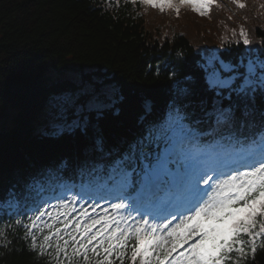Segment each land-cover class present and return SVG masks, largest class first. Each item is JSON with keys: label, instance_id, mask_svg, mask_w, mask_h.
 Returning <instances> with one entry per match:
<instances>
[{"label": "snow or ice", "instance_id": "1", "mask_svg": "<svg viewBox=\"0 0 264 264\" xmlns=\"http://www.w3.org/2000/svg\"><path fill=\"white\" fill-rule=\"evenodd\" d=\"M181 2L205 15L212 0ZM202 67L210 97L194 102L191 87L178 86L167 117L147 135L123 146L96 135L85 149L91 159L74 162L89 175L107 171L100 198L112 199L111 210L96 212L91 192L68 185L24 181L7 193L30 250L49 264H244L248 250L264 247V58L233 64L212 56ZM114 103L103 88L68 92L50 112L52 134L88 137ZM205 125L211 139L201 143ZM6 236L0 229L4 247Z\"/></svg>", "mask_w": 264, "mask_h": 264}, {"label": "trees", "instance_id": "2", "mask_svg": "<svg viewBox=\"0 0 264 264\" xmlns=\"http://www.w3.org/2000/svg\"><path fill=\"white\" fill-rule=\"evenodd\" d=\"M163 4L172 6H165L167 10L156 16L157 21L149 18L146 22L128 9L107 11L98 0H0V111L12 115V126L0 129V141L5 142L0 154L1 172L9 170L13 178L14 173H30L37 168L34 161L44 165L60 151L63 157L74 158V151L66 146L70 134L54 139L34 132L37 119L33 116L44 112L50 94L77 89L75 82L56 79V73L78 67V78H94L95 86L104 81L102 86H115L118 104L94 129L103 131L111 141L127 142L143 132L144 124L161 115L175 82L179 87H191L194 102L211 96L204 90L202 67L210 57L233 64L264 58V23L251 24V16L248 27L239 22L234 28L219 6H210L201 15L181 0ZM170 9L179 22V33H184L158 40L147 28L159 30L166 25ZM166 26L168 34L172 33L171 26ZM241 29L251 41L247 46ZM200 42L210 48L204 60L195 48ZM149 105L151 111L147 113ZM94 129H89V138ZM71 136L77 142L81 139L79 158L92 155L83 148L88 137L79 130ZM17 146L23 153L20 156L14 152ZM19 157L24 167L14 170ZM6 186H0V197ZM2 229L9 243L4 247L5 237H0V264H49L47 258L30 250L23 234ZM247 264H264V248Z\"/></svg>", "mask_w": 264, "mask_h": 264}, {"label": "bare ground", "instance_id": "3", "mask_svg": "<svg viewBox=\"0 0 264 264\" xmlns=\"http://www.w3.org/2000/svg\"><path fill=\"white\" fill-rule=\"evenodd\" d=\"M78 69V67H75L74 68V70L76 71V72H79V70H77ZM58 71H60V70H58ZM61 72V71H60ZM69 73H74V72H71V71H69V70H67V71H65L64 73H58V75H59V77L60 78H62L63 79V81L62 82H64V83H68V81H72V82H76V77H75V75L74 74H71V75H68ZM114 90H116V87L114 88ZM50 94V93H49ZM64 94H66L65 92H64ZM63 94H57V95H52V94H50V100H52V101H57V98L58 97H60V96H62ZM42 114H44V112L42 113ZM19 115V114H18ZM44 117H48V115L46 114V115H44ZM0 118H3V119H10L11 121H12V115L11 114H3V112H1L0 111ZM33 118H36L37 119V121H39L40 120V118L38 117V115H34L33 116ZM39 119V120H38ZM94 129V128H93ZM50 129H47V132L49 131ZM95 130V129H94ZM95 132H97L98 134H100V135H102V134H104L103 133V131H96L95 130ZM66 134H69V132H66V133H64V135L63 136H66ZM72 134L70 133V142H69V144H67L66 146L68 147V149H70V147L72 148V151H78V146L80 145V142H81V139H80V137H79V139H80V142H77V139L76 140H74V139H72V137L73 136H71ZM48 136V135H47ZM46 136V137H47ZM60 136V135H59ZM59 136H56V135H54V137H56V138H58ZM46 139V138H45ZM147 141V140H146ZM145 141V142H146ZM4 143L5 142H3V140H1L0 141V154L3 152V147H4ZM32 143V142H31ZM78 145V146H77ZM60 151V150H59ZM15 153H17V156H20L21 154H23V153H21V149H20V147L19 146H17L16 147V149H15V151H14ZM61 153H62V151H60ZM59 152V155L57 156H54L53 158H48L49 159V161L46 163V164H44V165H40V166H37V168L35 169V170H33L30 174H35V173H37V171L38 170H40L42 167H44V166H46V165H48V164H54V163H57V162H59V160H61V158L63 157L62 156V154ZM19 153V154H18ZM61 154V155H60ZM28 155V157L30 158L31 157V155H29V154H27ZM27 158V157H26ZM16 159H19V162L17 163V164H15L14 165V167H13V169L14 168H19V169H21V168H23L24 167V161H23V163H22V161H20V160H22V158H16ZM24 159V158H23ZM29 160V159H28ZM27 160V161H28ZM29 162V161H28ZM15 170V169H14ZM48 173H46V176H48L47 175ZM0 181H1V183H0V186H3V185H7V184H12L13 183V176H11V174H10V171L9 170H6L5 172H1L0 171ZM0 229H2V228H0Z\"/></svg>", "mask_w": 264, "mask_h": 264}, {"label": "rangeland", "instance_id": "4", "mask_svg": "<svg viewBox=\"0 0 264 264\" xmlns=\"http://www.w3.org/2000/svg\"><path fill=\"white\" fill-rule=\"evenodd\" d=\"M264 19V17H262ZM71 74H74V73H69L68 75H71ZM107 90L111 91L112 94H114V89L112 88H107ZM3 123L4 127H9L11 126V120L10 119H3V118H0V127H1V124Z\"/></svg>", "mask_w": 264, "mask_h": 264}]
</instances>
